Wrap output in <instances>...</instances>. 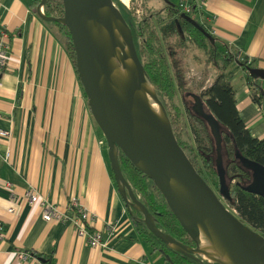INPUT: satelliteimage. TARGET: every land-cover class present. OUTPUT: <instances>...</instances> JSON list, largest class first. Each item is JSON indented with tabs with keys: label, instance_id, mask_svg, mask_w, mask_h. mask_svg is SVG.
<instances>
[{
	"label": "crops",
	"instance_id": "crops-1",
	"mask_svg": "<svg viewBox=\"0 0 264 264\" xmlns=\"http://www.w3.org/2000/svg\"><path fill=\"white\" fill-rule=\"evenodd\" d=\"M28 1L0 0V32L10 42L0 77V264H34L17 260L19 250L52 264H171L136 232L69 56ZM193 14L214 38L248 57L250 67L264 69V0H210ZM226 70L233 71L241 119L253 137L264 138V80H249L241 66ZM30 189L59 205L69 221H44L26 199ZM71 197L93 214L90 228L104 231V247L92 248L78 235L71 222L77 213L67 207ZM110 223L113 234L105 233Z\"/></svg>",
	"mask_w": 264,
	"mask_h": 264
},
{
	"label": "water",
	"instance_id": "water-1",
	"mask_svg": "<svg viewBox=\"0 0 264 264\" xmlns=\"http://www.w3.org/2000/svg\"><path fill=\"white\" fill-rule=\"evenodd\" d=\"M163 1L174 5L170 0ZM44 2L41 0L36 7L39 18L62 23L70 34L77 77L92 118L104 136L112 177L125 207L139 210L150 232L171 249L200 264H205L204 261L226 263L218 258L211 261L203 258L189 226L207 238L212 237L229 264H264V236L222 202V199L231 201L230 183L220 157L222 126L204 110L200 96L191 95L192 110L207 123L215 139L218 194L196 171L177 142L166 110L138 58L130 27L113 0H61L63 14L60 17L46 16ZM115 47L119 49L120 59L124 50L129 55L123 76L118 75L109 62ZM246 69L249 75L264 80V69ZM145 82L153 87L152 92ZM146 96L156 102L160 114L152 110ZM118 151L152 181L195 247L183 244L156 227L152 215L125 179ZM235 157L250 170L245 189L264 195V167L239 153Z\"/></svg>",
	"mask_w": 264,
	"mask_h": 264
},
{
	"label": "trees",
	"instance_id": "trees-1",
	"mask_svg": "<svg viewBox=\"0 0 264 264\" xmlns=\"http://www.w3.org/2000/svg\"><path fill=\"white\" fill-rule=\"evenodd\" d=\"M40 2L41 0H29L28 6L36 12V7ZM113 2L130 27L138 58L145 69L149 81L155 88L158 100L166 110L177 142L185 151L196 171L213 190L218 189L219 184L216 164L218 153L215 139L207 123L192 108L184 107L187 123L195 142L194 145H187L183 142L179 135L175 133V124L178 119L183 117L184 112L181 107L174 105L173 97L178 92L181 96L187 97L189 95L190 98H192V94H198L202 100L204 110L210 113L222 126L220 151H225L229 162L227 168H224L226 179L230 183L229 193L231 201L229 203L241 220L248 222L249 225L264 236V195H258L245 189L247 184L241 183L240 179L237 178L242 170L237 164L240 160L235 157V154L239 153L244 158L264 167V138L253 137L241 119L236 108L234 89L231 85L233 71L226 70L230 64H233L234 69H237L240 66L243 68L250 67L252 62L247 63L248 57H239L237 53L231 51L227 43L214 38L207 26L194 19L193 13L181 15L179 2L171 6L163 1L165 17L156 18L157 29L152 27L150 17L144 15L141 19H137L132 10L120 0H113ZM43 12L46 16H62L63 6L61 0H45ZM186 17H189L190 20ZM42 22L50 28L54 37L68 54L75 69V55L68 29L59 22H46L43 20ZM172 37L176 38L174 44H172L173 48L176 49L170 50L166 45L168 44V39ZM186 42H191L197 48L203 50L207 55V64L217 70V75L213 82L200 93H195V91L187 88L182 83V74L178 70L179 66L175 55L177 50H182ZM248 79L256 80L260 78H255L248 73ZM168 101L173 105L172 109L174 112L172 114L168 109ZM255 101L260 103V96L255 97ZM173 116L176 120L173 119ZM118 160L125 179L136 197L152 215L156 227L183 244L195 247V243L189 238L176 217L171 213L164 198L152 181L139 171L120 151H118ZM221 162H223L222 158ZM250 177L248 172V183ZM127 212L139 236L149 243L154 250L160 251L169 263L200 264L190 257L171 249L150 232L146 228L142 220L143 215L139 210L136 208L134 210V207L130 206ZM30 254L41 261L42 264L51 263L50 259L35 252ZM204 263L217 264L207 261H204Z\"/></svg>",
	"mask_w": 264,
	"mask_h": 264
},
{
	"label": "built area",
	"instance_id": "built-area-1",
	"mask_svg": "<svg viewBox=\"0 0 264 264\" xmlns=\"http://www.w3.org/2000/svg\"><path fill=\"white\" fill-rule=\"evenodd\" d=\"M210 0H195V4H191L186 0L179 1L180 11L183 13H193L196 11H201ZM10 58V42L6 37L4 32H0V77L3 71L9 66ZM250 62V59L246 61ZM255 96L259 97L258 91L255 92ZM2 135H9V132L2 131ZM9 150L7 149L4 154V159L9 158ZM27 201L30 204L36 205L40 210L41 218L46 222H67L69 218L63 213L60 206L48 201L44 196H41L35 189H30L25 194ZM76 211L77 215L74 218H71L78 235L84 238L87 244L92 247H104L105 242L102 241V231L91 229L94 216L87 209L83 208L81 203L74 197L69 198L68 206ZM234 210V209H233ZM9 212H13L12 207L8 208ZM234 212V211H233ZM105 233L113 234L116 231V224L106 225ZM4 225L0 221V238L3 237ZM15 258L23 262H34V264H42L38 259L31 255L27 251L19 250L14 253ZM52 264V263H49Z\"/></svg>",
	"mask_w": 264,
	"mask_h": 264
},
{
	"label": "rangeland",
	"instance_id": "rangeland-1",
	"mask_svg": "<svg viewBox=\"0 0 264 264\" xmlns=\"http://www.w3.org/2000/svg\"><path fill=\"white\" fill-rule=\"evenodd\" d=\"M121 1V0H120ZM122 2V1H121ZM129 9L132 10L137 19H141L144 15L151 18L152 27L157 29V17H165L164 2L163 0H128L127 3L122 2ZM159 13V15H157ZM195 17V15H192ZM56 30L55 27H53ZM176 38L172 37L168 39L166 45L168 49L173 48ZM172 46V47H171ZM177 65L179 73L182 74V83L195 93H200L204 88L208 87L217 75V70L214 69L210 64H207V55L203 50L197 48L191 42H186L182 50L176 52ZM201 87V88H200ZM168 109L171 114L174 112L173 105L168 101ZM173 103L177 107L182 108V96L180 93H176L173 97ZM173 119L176 118L173 116ZM175 133L179 135L181 140L187 145H194L193 134L189 128L186 117L183 115L181 119H178L175 124ZM222 202L226 207L236 214L233 210L232 205L226 200L222 199Z\"/></svg>",
	"mask_w": 264,
	"mask_h": 264
},
{
	"label": "bare ground",
	"instance_id": "bare-ground-1",
	"mask_svg": "<svg viewBox=\"0 0 264 264\" xmlns=\"http://www.w3.org/2000/svg\"><path fill=\"white\" fill-rule=\"evenodd\" d=\"M121 1L124 3L128 2V0H121ZM118 50H119L118 47H115L114 51L109 56V62L112 68L114 69V71L118 75L123 76L126 73V69L129 64V55L126 52V50H124L123 57L120 59L117 53ZM145 84L146 86H148V90L152 92L153 87L148 82H145ZM146 99L149 103V106L152 108V110H154L157 114H160V109L158 105L156 104V102L152 100L150 96H146ZM189 229L196 236L197 244H198V247L200 248L199 249L200 254L203 258L210 260V261L212 260V258H218L222 260L223 262H225L226 264H229L228 260L222 254L218 246V243L212 237L207 238L201 232L196 231L191 226H189Z\"/></svg>",
	"mask_w": 264,
	"mask_h": 264
},
{
	"label": "flooded vegetation",
	"instance_id": "flooded-vegetation-1",
	"mask_svg": "<svg viewBox=\"0 0 264 264\" xmlns=\"http://www.w3.org/2000/svg\"><path fill=\"white\" fill-rule=\"evenodd\" d=\"M192 98L189 97V95H187V97L182 96V109H183V115L186 117V113L184 111V107L186 108H192ZM220 157L222 158V163L224 168H227V165L229 164L228 160H227V156L224 150H222V152L220 151ZM238 166L240 167V169L242 170L241 174L239 175V177H237L238 179H240L241 183L243 184H247L248 185V172L250 173V170L248 168L247 165H245L244 163L238 161L237 162ZM235 182V181H233ZM216 192V194H218V189L214 190ZM245 224L248 225V222L243 221Z\"/></svg>",
	"mask_w": 264,
	"mask_h": 264
}]
</instances>
